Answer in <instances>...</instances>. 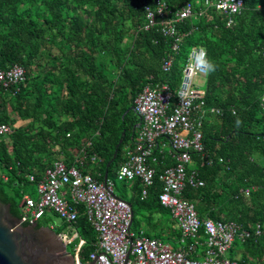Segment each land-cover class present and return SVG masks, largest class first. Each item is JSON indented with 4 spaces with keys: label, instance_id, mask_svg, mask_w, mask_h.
I'll return each mask as SVG.
<instances>
[{
    "label": "trees",
    "instance_id": "16d2710c",
    "mask_svg": "<svg viewBox=\"0 0 264 264\" xmlns=\"http://www.w3.org/2000/svg\"><path fill=\"white\" fill-rule=\"evenodd\" d=\"M153 1L0 0V66L18 64L25 71L22 82L0 91V122L12 127L0 136V201L19 217L24 189L31 185L28 175L40 178L57 159L99 181L116 178L138 128L134 98L146 85L167 83L174 105L189 52L199 46L209 63L202 86L208 110L201 127L203 152L190 153L204 185L187 186L184 197L201 221L232 220L248 229L251 236L237 239L231 252L242 261L259 260L264 256V0H244L230 26L226 15L204 0H167L173 8L190 1L194 10L176 23L175 50L174 38L157 24L144 28L146 6ZM167 57L173 61L164 71ZM155 153L157 172L175 163L173 151ZM120 182L122 195L129 194L131 228L145 215L169 211L158 200L157 177L143 199L139 179ZM155 225L149 224L147 236L162 235ZM74 227L85 262L97 234L82 208ZM168 231L179 241L174 223ZM204 237L201 226L199 238Z\"/></svg>",
    "mask_w": 264,
    "mask_h": 264
},
{
    "label": "built area",
    "instance_id": "2783aa9c",
    "mask_svg": "<svg viewBox=\"0 0 264 264\" xmlns=\"http://www.w3.org/2000/svg\"><path fill=\"white\" fill-rule=\"evenodd\" d=\"M206 6H213L227 17V26L233 23L232 16L239 13L244 0H204ZM194 13L193 4L185 2L170 7L167 0H154L146 6L145 29L158 25L160 32L173 37V49H177L180 37L176 23ZM203 60L205 63H201ZM171 57L164 58L162 69L168 71ZM209 63L206 51L199 46L191 48L176 93V103L171 104L172 92L167 83L146 85L134 98L133 110L139 118L132 146L125 149L123 161L116 171L117 180L141 182V198L154 185L155 178L161 182L158 195L160 204L167 208L179 229L181 245L175 249L164 244L159 238L147 236L142 230L138 234L131 231V210L124 199L117 197L113 181L109 178L97 180L91 172H83L76 164L68 165L57 159L36 179L29 174L28 179L34 195L24 192L20 202V218L32 222L39 221L50 211L69 226L74 225L80 209L97 234L95 249L83 262L79 251L83 240L73 246L75 264H264V256L259 260L242 261L229 259L226 253L237 239L251 236L248 229L232 220L210 219L201 221L194 204L184 197L187 186L201 187L204 181L191 167L190 151L203 152L202 123L207 113L204 107L203 91L199 88V78L207 74ZM25 79L24 68L14 64L8 68L0 66V91ZM264 109V94L261 100ZM210 111L218 109L210 108ZM12 132L9 123L0 122V136ZM167 143L173 151V165L165 166L157 172L155 164L158 155L163 154ZM79 164L82 161L77 158ZM211 163V160L208 161ZM7 179L5 175H2ZM248 194L249 189H244ZM54 230L55 224L46 225ZM204 226V239L199 238V229ZM257 233H260L257 225ZM60 237L65 245L78 236L61 230ZM201 248V250H199ZM128 257V258H127Z\"/></svg>",
    "mask_w": 264,
    "mask_h": 264
},
{
    "label": "water",
    "instance_id": "95a60500",
    "mask_svg": "<svg viewBox=\"0 0 264 264\" xmlns=\"http://www.w3.org/2000/svg\"><path fill=\"white\" fill-rule=\"evenodd\" d=\"M132 221L131 210L130 226ZM37 223L12 215L10 205L0 201V264H75L60 235Z\"/></svg>",
    "mask_w": 264,
    "mask_h": 264
},
{
    "label": "rangeland",
    "instance_id": "374dc122",
    "mask_svg": "<svg viewBox=\"0 0 264 264\" xmlns=\"http://www.w3.org/2000/svg\"><path fill=\"white\" fill-rule=\"evenodd\" d=\"M110 179L114 183L113 184L114 194L119 198L127 200L129 198V194L127 193L125 195H122L121 187H120V183H121L120 180H117L116 178H113V177H110ZM32 189H34V186L27 185L24 191L30 193ZM41 220H42L41 221L42 224H44L45 226L48 224L62 225V220L59 218V216L50 211H48ZM140 222L141 223L137 225L136 223H134L131 228L132 232H134L135 234H138L139 230L145 231L147 227L149 226V224L156 223L155 227H157V230H163L162 235L157 236V238H159L164 244L168 245L170 249H175L181 245L180 241L169 237L170 233L168 229L174 223V220L172 219L171 213L169 211L163 212L161 214H156V215L154 214L151 217H148L145 215L144 217L141 218ZM76 244H79V241H76V239L71 240V242L66 245V250L69 253L74 254L73 246ZM199 250H201V248H199ZM226 257L230 259H235V258L239 259V256L233 255V252H231V249H229L228 252L226 253Z\"/></svg>",
    "mask_w": 264,
    "mask_h": 264
},
{
    "label": "crops",
    "instance_id": "0c3cea01",
    "mask_svg": "<svg viewBox=\"0 0 264 264\" xmlns=\"http://www.w3.org/2000/svg\"><path fill=\"white\" fill-rule=\"evenodd\" d=\"M199 80V88H200V90H202V86H203V83H204V78L202 79V78H199L198 79ZM203 91V90H202ZM137 125V124H136ZM163 150L164 151H167V152H170L171 151V149H170V147H169V145L167 144V143H165V145L163 146ZM167 160V159H166ZM166 163V162H165ZM162 166H164V165H162ZM161 168H163V167H161ZM106 176V175H105ZM106 178H108V177H106ZM106 178H104V179H106ZM103 179V180H104ZM110 179V178H109ZM103 180H101V181H103ZM173 219V218H172ZM174 220V219H173ZM65 222L64 221H62V225L64 224ZM62 225H60V224H57V226L58 227H61ZM66 227H63L62 228V230H65V231H68V232H70V233H73L74 234V231H76L77 232V229L74 227V225H71V226H69L67 223H66ZM174 226L176 227V225H175V221H174ZM177 228V227H176ZM178 229V228H177ZM179 230V229H178ZM132 231V230H131ZM140 231V230H139ZM143 231V230H142ZM144 233H145V231H143ZM78 233V232H77ZM150 237H154V236H150ZM157 238V237H156ZM73 239H76V240H78L79 242H80V238H79V234H78V236L76 237V238H73Z\"/></svg>",
    "mask_w": 264,
    "mask_h": 264
},
{
    "label": "clouds",
    "instance_id": "9594fccd",
    "mask_svg": "<svg viewBox=\"0 0 264 264\" xmlns=\"http://www.w3.org/2000/svg\"><path fill=\"white\" fill-rule=\"evenodd\" d=\"M201 63L203 64V63H205L203 60H201Z\"/></svg>",
    "mask_w": 264,
    "mask_h": 264
}]
</instances>
